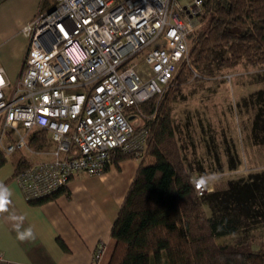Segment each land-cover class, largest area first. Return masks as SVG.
Here are the masks:
<instances>
[{"label":"built area","instance_id":"2783aa9c","mask_svg":"<svg viewBox=\"0 0 264 264\" xmlns=\"http://www.w3.org/2000/svg\"><path fill=\"white\" fill-rule=\"evenodd\" d=\"M201 5L51 0L39 10L23 30L28 47L19 79L8 83L0 68V150L42 157L14 176L27 201L57 193L78 172L103 173L116 150L144 148V131L127 110L164 93L187 56ZM75 41L85 55L77 63L66 52ZM37 130L49 147L30 150ZM193 185L198 195L208 190L200 178ZM104 249L98 245L92 264Z\"/></svg>","mask_w":264,"mask_h":264},{"label":"trees","instance_id":"16d2710c","mask_svg":"<svg viewBox=\"0 0 264 264\" xmlns=\"http://www.w3.org/2000/svg\"><path fill=\"white\" fill-rule=\"evenodd\" d=\"M50 3L44 0L43 5ZM196 22L197 29L188 36L187 56L160 100L154 97L127 110L133 111L134 120L145 118V124L135 127L144 131V148L116 150L110 156L106 169L126 159H139V167L111 227L113 249L107 264H264V251H254L245 240L253 228L264 224V171L198 195L193 180L202 179L205 168L201 160L193 164L185 160L181 132L172 116L176 94L193 76L204 78L213 66L264 68V0H202ZM259 81L263 85L244 104L254 111L250 141L264 148V77ZM45 134L35 131L29 146L46 145ZM209 146L213 174L238 169L241 161L234 146L225 141L226 165L216 145ZM5 161L0 151V167ZM29 165L20 158L14 173ZM64 191L29 203L39 205ZM233 235L245 239L217 242Z\"/></svg>","mask_w":264,"mask_h":264},{"label":"crops","instance_id":"0c3cea01","mask_svg":"<svg viewBox=\"0 0 264 264\" xmlns=\"http://www.w3.org/2000/svg\"><path fill=\"white\" fill-rule=\"evenodd\" d=\"M43 3L0 0V68L10 84L19 79L24 66L28 40L23 30L47 7ZM38 157L32 151L13 153L0 167V264H92L101 243L105 249L97 264H107L113 249L111 227L139 159L111 164L99 175L78 172L64 192L33 205L25 199L14 171L20 158L31 163L30 158Z\"/></svg>","mask_w":264,"mask_h":264},{"label":"rangeland","instance_id":"374dc122","mask_svg":"<svg viewBox=\"0 0 264 264\" xmlns=\"http://www.w3.org/2000/svg\"><path fill=\"white\" fill-rule=\"evenodd\" d=\"M67 51L74 63L85 56L76 41ZM263 73L264 68L254 69L244 64L226 69L213 66L209 75L204 78L199 75L193 76L186 84L181 85L176 94L172 104V116L181 132L180 143L183 145V154L185 160L192 164L202 161V166L205 168L202 181L208 191L225 189L227 182L232 179L264 171V148L254 147L248 136L254 111L249 103L247 107L244 104V101L249 100L250 95L263 85L259 81L264 77ZM144 119L143 116L142 120L136 116L135 127L145 124ZM45 136L47 147L49 138L47 134ZM207 141L211 147L216 145L221 162L224 164L225 141L234 146L241 161L238 169L213 174L210 167H213L214 162ZM31 149L37 151L35 148ZM11 159L13 158L9 157V160ZM38 160L39 157L30 158L29 161ZM205 210L210 215L208 208L205 207ZM248 235L246 239L240 235L222 237L217 239V242L234 244L243 238L254 251H264V224L253 228Z\"/></svg>","mask_w":264,"mask_h":264},{"label":"snow or ice","instance_id":"6c2138e0","mask_svg":"<svg viewBox=\"0 0 264 264\" xmlns=\"http://www.w3.org/2000/svg\"><path fill=\"white\" fill-rule=\"evenodd\" d=\"M202 183V182H201Z\"/></svg>","mask_w":264,"mask_h":264}]
</instances>
